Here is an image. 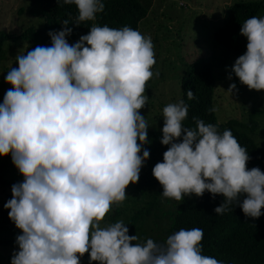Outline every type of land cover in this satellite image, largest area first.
Masks as SVG:
<instances>
[{
    "label": "clouds",
    "instance_id": "9594fccd",
    "mask_svg": "<svg viewBox=\"0 0 264 264\" xmlns=\"http://www.w3.org/2000/svg\"><path fill=\"white\" fill-rule=\"evenodd\" d=\"M62 2L77 7L76 25L105 10L103 0ZM69 23L49 32L51 46L17 55L18 67L5 76L12 87L0 103V156L10 154L24 177L4 204L21 230L11 264H81L86 253L89 264H223L202 254L199 228L139 243L123 220L101 226L112 206L126 200L127 187L139 182L150 157L143 147L150 143L149 125L140 110L148 104L155 51L151 37L130 26L93 24L70 44ZM240 34L247 50L228 79L234 74L249 90H264V17L246 19ZM236 90V83L228 88ZM187 98L196 99L192 90ZM162 116L161 143L170 147L152 173L163 198L180 202L207 191L213 199L224 197L217 215L233 204L246 217L264 215V171L247 167L248 151L230 129L220 133L195 117V128L185 126L183 99L166 105Z\"/></svg>",
    "mask_w": 264,
    "mask_h": 264
},
{
    "label": "trees",
    "instance_id": "16d2710c",
    "mask_svg": "<svg viewBox=\"0 0 264 264\" xmlns=\"http://www.w3.org/2000/svg\"><path fill=\"white\" fill-rule=\"evenodd\" d=\"M27 1L28 14L39 16L44 22L43 24H26L19 33L0 28V62L6 55L3 46L6 39L21 38L26 40L29 51L38 45L51 46L49 32L62 30L64 28L62 22L67 19L70 21L67 27L72 28V33L66 39L70 44H74L81 35L90 31L93 24L108 25L117 29L130 26L132 29L138 30L140 20L148 12L146 5L142 4L140 0H103L105 10L103 13L97 14L95 21L76 25L74 21L78 15V9L74 4H64L62 0L60 4L58 0ZM253 16L264 17V0L228 2L222 9L219 23L211 29V36L226 49L242 55L247 50V38L240 34V29L242 23ZM203 54L189 60L180 77L181 99L188 105V116L183 121L184 125L195 128L196 122L193 119L195 117L202 119L206 124H216L220 133L225 129H230L238 142L248 151L250 159L247 167L249 169L259 167L264 171V147L244 130L246 126H255L252 120L251 124L244 123L235 117L219 121L216 111H210L214 108V86L217 81L213 70L224 68L226 61L217 59L210 54ZM188 90L193 91L196 99L189 100L187 98ZM161 138L162 128H148L150 143L143 147L150 151V157L141 169L139 182L134 183L133 187L141 193H147L150 199L145 208H139L129 221H124L129 228V233L135 228L138 219L144 218L153 209H159L161 206L160 197L163 188L152 173L155 164L163 161V153L170 147L163 145ZM11 160L10 154L0 156V184L7 188L3 199L0 200V245L14 244L17 235L21 234V230L9 218L10 209L4 207V204L12 198L11 186L18 183L4 177L5 168ZM223 201L222 194H217L213 199L212 194L207 191L202 197L195 194L185 196L183 201L165 211L168 220L163 230L164 233L160 237L152 239L161 243L169 235L182 228H199L204 233L203 255L223 261V264H264V215L259 218L246 217L242 209L235 204L231 205V210L226 211L223 215H217L214 209ZM115 216L113 214L111 218L115 219ZM89 260L86 259L81 264H89ZM91 264H99V262L92 261Z\"/></svg>",
    "mask_w": 264,
    "mask_h": 264
},
{
    "label": "rangeland",
    "instance_id": "374dc122",
    "mask_svg": "<svg viewBox=\"0 0 264 264\" xmlns=\"http://www.w3.org/2000/svg\"><path fill=\"white\" fill-rule=\"evenodd\" d=\"M146 5L148 12L138 26V31L151 37L154 45L156 64L153 66V78L147 82L145 95L149 97L148 104L140 110L146 117L149 129H161L164 125L163 108L170 103L181 100L180 77L189 60L201 55H213L225 60V67L215 68L214 107L218 109L216 115L219 121L235 117L244 123V130L257 143L264 147V90H249L241 84L239 78L232 74L228 79L231 66L240 56L225 47L211 36V29L218 24L222 17V9L228 2L237 0H140ZM27 0H0V28L2 30L19 33L26 24H43L39 16H32L27 12ZM28 42L21 38H9L4 41L5 57L0 62V103L8 89L12 87L5 81L7 71L18 67L16 56L27 54ZM159 75L156 76L155 73ZM236 83L237 90L228 91L229 86ZM253 110V112H251ZM253 113V114H252ZM4 177L8 180L22 182L24 177L13 164L12 160L5 168ZM7 188L0 184V200L3 199ZM9 189V188H8ZM127 198L119 206L113 205L101 226L119 220L129 221L139 209L145 208L150 199L147 193H141L130 184ZM159 209H153L150 214L138 219L135 228L129 235H138L139 243L145 239L160 237L167 224L165 211L173 208L178 201L166 199L162 196ZM116 215L115 219L111 215ZM135 243V242H133ZM18 250L16 243L0 245V264H11L14 251ZM90 259L88 253L81 262Z\"/></svg>",
    "mask_w": 264,
    "mask_h": 264
}]
</instances>
